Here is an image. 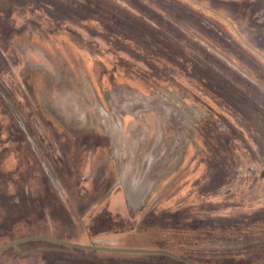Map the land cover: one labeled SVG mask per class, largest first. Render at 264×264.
I'll return each instance as SVG.
<instances>
[{"label":"rangeland","instance_id":"rangeland-1","mask_svg":"<svg viewBox=\"0 0 264 264\" xmlns=\"http://www.w3.org/2000/svg\"><path fill=\"white\" fill-rule=\"evenodd\" d=\"M17 240L0 264H264V0H0Z\"/></svg>","mask_w":264,"mask_h":264},{"label":"water","instance_id":"water-1","mask_svg":"<svg viewBox=\"0 0 264 264\" xmlns=\"http://www.w3.org/2000/svg\"><path fill=\"white\" fill-rule=\"evenodd\" d=\"M44 238H46L47 240L57 242V243L68 245L69 247L73 246V247H77V248H81V249H88V250L108 251V252H137L138 251V250H128V249L105 248V247H100V246H95V245H92V246L78 245V244H74L70 241L69 242L63 241V240H60V239H57L54 237H44ZM24 240H19V241L17 240V241L12 242V243L4 244L0 247V252H2L3 250H5L9 247L16 245L17 243L24 241Z\"/></svg>","mask_w":264,"mask_h":264}]
</instances>
